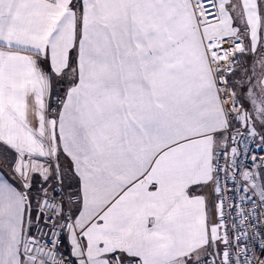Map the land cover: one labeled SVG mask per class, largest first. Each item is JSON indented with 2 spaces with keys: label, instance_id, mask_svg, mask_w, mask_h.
<instances>
[{
  "label": "snow or ice",
  "instance_id": "snow-or-ice-1",
  "mask_svg": "<svg viewBox=\"0 0 264 264\" xmlns=\"http://www.w3.org/2000/svg\"><path fill=\"white\" fill-rule=\"evenodd\" d=\"M253 147L264 0H0V264H264Z\"/></svg>",
  "mask_w": 264,
  "mask_h": 264
},
{
  "label": "crops",
  "instance_id": "crops-1",
  "mask_svg": "<svg viewBox=\"0 0 264 264\" xmlns=\"http://www.w3.org/2000/svg\"><path fill=\"white\" fill-rule=\"evenodd\" d=\"M149 163V158L147 155L141 157L140 159L133 161V162H129V164L131 165L130 170H129V175L133 174L136 170V165H139L140 167H146L147 164ZM107 195V193L102 194L101 200H103V196Z\"/></svg>",
  "mask_w": 264,
  "mask_h": 264
},
{
  "label": "built area",
  "instance_id": "built-area-1",
  "mask_svg": "<svg viewBox=\"0 0 264 264\" xmlns=\"http://www.w3.org/2000/svg\"><path fill=\"white\" fill-rule=\"evenodd\" d=\"M252 151L254 154L258 155L261 159H264V153L259 152L256 147H253ZM226 200L230 203L231 196L226 197ZM245 223H247V218H245Z\"/></svg>",
  "mask_w": 264,
  "mask_h": 264
}]
</instances>
